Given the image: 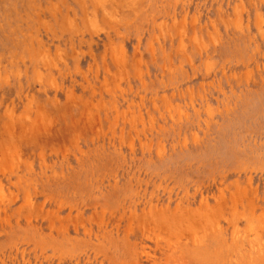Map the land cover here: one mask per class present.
<instances>
[{
	"label": "rangeland",
	"instance_id": "374dc122",
	"mask_svg": "<svg viewBox=\"0 0 264 264\" xmlns=\"http://www.w3.org/2000/svg\"><path fill=\"white\" fill-rule=\"evenodd\" d=\"M0 264H264V0H0Z\"/></svg>",
	"mask_w": 264,
	"mask_h": 264
}]
</instances>
